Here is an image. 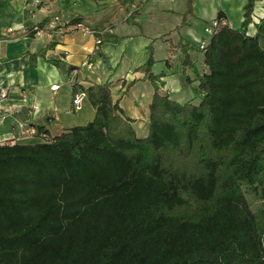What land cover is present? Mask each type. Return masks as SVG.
Segmentation results:
<instances>
[{"label": "trees", "instance_id": "1", "mask_svg": "<svg viewBox=\"0 0 264 264\" xmlns=\"http://www.w3.org/2000/svg\"><path fill=\"white\" fill-rule=\"evenodd\" d=\"M256 1L239 28L219 10L204 48L179 38L198 102L161 92L166 72L153 71L152 53L138 67L155 88L146 136L109 81L76 82L92 121L57 135L36 127L48 139L0 144V264H264V210L253 211L245 193L264 201V17L248 33ZM192 13L189 2L182 24Z\"/></svg>", "mask_w": 264, "mask_h": 264}, {"label": "crops", "instance_id": "2", "mask_svg": "<svg viewBox=\"0 0 264 264\" xmlns=\"http://www.w3.org/2000/svg\"><path fill=\"white\" fill-rule=\"evenodd\" d=\"M4 1L0 16V89L7 94L0 99V144L29 127H41L57 135L94 119L95 108L88 96L80 109H74L73 99L79 91L69 81L74 68L79 70L77 83L82 87L109 81L114 101L133 120L137 134L146 136L155 88L138 67L152 53L156 60L153 71L166 72L161 78V92L180 102H198L195 73L190 68L185 70L190 79L187 83L182 75L183 54L176 46L178 40L183 37L190 45L199 42L205 36V23L219 10L226 13L232 27L239 28L248 0ZM189 2L192 24L186 25L182 21ZM253 14L248 26L251 35L257 33V23L264 17V0L256 1ZM77 17L94 27L96 35L68 32L60 36L46 27L48 21L57 18L61 23ZM39 23H44L43 29L32 34L31 29ZM97 35L102 39L99 46ZM260 44L264 47V36ZM189 53L199 71L206 70L203 53L199 49ZM87 62L92 63L91 68ZM188 85H192V93L184 89ZM24 136L23 143L39 140L26 133Z\"/></svg>", "mask_w": 264, "mask_h": 264}, {"label": "built area", "instance_id": "3", "mask_svg": "<svg viewBox=\"0 0 264 264\" xmlns=\"http://www.w3.org/2000/svg\"><path fill=\"white\" fill-rule=\"evenodd\" d=\"M61 19H54L51 21H48L46 24V27L50 30L57 31L60 36H64L68 32H79L83 35H96L97 31L94 27L91 25L85 23V22H78L76 24H70L69 21L61 22ZM223 23H226V20H222ZM218 20L215 18L212 19L204 28L205 30V36L199 40V46L200 48H204L206 45V42L208 38L213 34L215 27L218 25ZM37 28V27H36ZM38 31L42 30V28H37ZM102 43V39L99 35L96 36V45L99 46ZM87 67L91 68L92 63L87 62ZM72 75L69 79L70 83H76L77 82V76L79 74V70L77 68L72 69ZM53 89L56 90L57 86H53ZM7 92L4 89H0V99L6 96ZM87 96V93L84 90H79L77 94L75 95L73 99V105L74 109L78 110L81 108L84 98ZM24 133L27 134V136H30L31 138H39L41 141L48 139L46 134L38 135L37 128L36 127H29L24 132H18L11 136L10 138L2 141V144H8V145H14L16 143H23L24 138L27 137L24 136ZM29 142V141H26Z\"/></svg>", "mask_w": 264, "mask_h": 264}, {"label": "rangeland", "instance_id": "4", "mask_svg": "<svg viewBox=\"0 0 264 264\" xmlns=\"http://www.w3.org/2000/svg\"><path fill=\"white\" fill-rule=\"evenodd\" d=\"M163 40L162 39H158V43L159 44H163ZM196 45H199V43H195ZM194 50V49H192ZM183 57V56H182ZM185 90H187L189 93L193 92V87L192 85H188L187 87L184 88ZM245 193H246V197L247 200L249 201L250 207L253 211H255L256 213H260L264 210V201L259 199L258 197H256L253 193H251L246 187H245Z\"/></svg>", "mask_w": 264, "mask_h": 264}]
</instances>
